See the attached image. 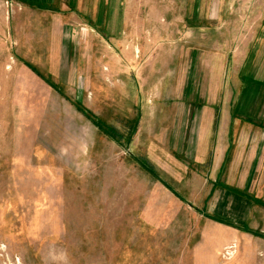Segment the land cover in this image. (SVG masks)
Listing matches in <instances>:
<instances>
[{
	"label": "rangeland",
	"instance_id": "1",
	"mask_svg": "<svg viewBox=\"0 0 264 264\" xmlns=\"http://www.w3.org/2000/svg\"><path fill=\"white\" fill-rule=\"evenodd\" d=\"M0 264H264V0H0Z\"/></svg>",
	"mask_w": 264,
	"mask_h": 264
},
{
	"label": "trees",
	"instance_id": "2",
	"mask_svg": "<svg viewBox=\"0 0 264 264\" xmlns=\"http://www.w3.org/2000/svg\"><path fill=\"white\" fill-rule=\"evenodd\" d=\"M96 125L100 128V129H103V131L104 132H108V133H110V132H112V129L111 128H106V129H104L102 126V124H99V123H96ZM112 134V133H111Z\"/></svg>",
	"mask_w": 264,
	"mask_h": 264
},
{
	"label": "crops",
	"instance_id": "3",
	"mask_svg": "<svg viewBox=\"0 0 264 264\" xmlns=\"http://www.w3.org/2000/svg\"><path fill=\"white\" fill-rule=\"evenodd\" d=\"M233 169V167H231Z\"/></svg>",
	"mask_w": 264,
	"mask_h": 264
}]
</instances>
